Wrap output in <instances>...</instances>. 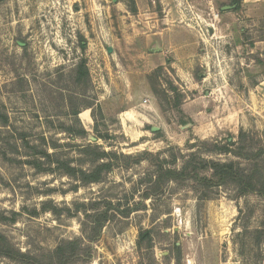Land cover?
<instances>
[{
    "label": "rangeland",
    "instance_id": "1",
    "mask_svg": "<svg viewBox=\"0 0 264 264\" xmlns=\"http://www.w3.org/2000/svg\"><path fill=\"white\" fill-rule=\"evenodd\" d=\"M135 1L136 12L130 0H0V215L18 214L15 222H0V231L23 252L44 255L82 235V204L112 200L142 209L110 220L93 243V258L78 264H264L258 194L169 181L143 199L156 178L154 156L200 151L234 159L191 145L238 140L241 131L264 147V19L247 17L236 0H170L168 10L164 0ZM167 16L169 25L190 29L184 33L195 55L187 64L167 54L164 66L170 62L175 73L151 81L157 67L147 58L163 53L155 35ZM147 88L131 134L120 116L137 119L138 109L122 112L121 104L131 89ZM178 93L186 95L180 106L164 105L166 94L172 104ZM83 128L87 135L78 136ZM24 134L32 144L45 136L50 152L85 169L94 166L83 152L90 143L118 158L101 182L83 185L23 162L30 158Z\"/></svg>",
    "mask_w": 264,
    "mask_h": 264
},
{
    "label": "trees",
    "instance_id": "2",
    "mask_svg": "<svg viewBox=\"0 0 264 264\" xmlns=\"http://www.w3.org/2000/svg\"><path fill=\"white\" fill-rule=\"evenodd\" d=\"M240 2L241 0H236L235 4L238 3L240 6ZM130 3L132 7L131 11L136 12V1L130 0ZM239 6L236 7V10L240 8ZM167 64V67L164 65L158 66L154 70V74L149 75V80L152 81V78H154L157 81L155 76H161L165 70L175 73L170 62H167ZM197 78L201 80L199 75H197ZM171 90L177 91L174 85H171ZM154 91L157 96L160 95L157 89ZM167 96L166 94V99L163 102H165V106L168 105L169 107L170 105H173V107L180 106L186 98L184 93H178L177 99L171 104ZM74 114L77 115L78 112ZM2 122L6 124L8 119L4 117ZM67 130L72 131L73 129L72 127H68ZM76 134L85 137L87 131L83 128L77 131ZM22 136L25 146L30 150V158L25 159L23 162L33 167L38 173H58L72 177L83 185L101 182L104 176L113 170L115 166L114 159L118 158L115 152H106L100 149V145L90 143L83 148V152L94 163V166L90 169H85L81 166L72 165L67 159L57 157L55 152H50L49 148L44 147L48 145L45 136L41 138L42 144H32L25 138V134ZM100 138L107 139L108 135H103ZM259 140L257 139L256 141L254 138H251L250 134L241 131L238 140H227L225 142L204 140L192 143L191 145L193 148L196 146L203 147L204 152L210 155L224 154L235 157L227 161L207 157L201 154L200 151H192L187 155L180 154L179 157L172 154L170 155V159H160V157L152 155L154 156L152 157L153 160L157 162L156 178L152 179L151 187L143 195V199L147 200L162 191L169 181L181 183L193 181L204 189L231 186L237 191L238 196L258 194L264 199V147L259 145ZM179 158L183 160L180 167H165L166 163L171 164L172 162L175 164ZM243 161H249L250 164L245 167L243 166ZM81 206L86 217L82 221V235L80 237L63 240L54 250L44 255L35 256L20 250L6 234L0 231V259L6 258L22 264L86 263L93 258V243L99 239L104 227L110 220L117 215L129 217L133 212L142 209L140 205L123 208L121 203L112 200L91 203L90 207L86 204H82ZM17 215L15 213L9 219L1 214L0 222H15ZM176 250L177 255H179L177 259H180V248L176 246Z\"/></svg>",
    "mask_w": 264,
    "mask_h": 264
},
{
    "label": "crops",
    "instance_id": "3",
    "mask_svg": "<svg viewBox=\"0 0 264 264\" xmlns=\"http://www.w3.org/2000/svg\"><path fill=\"white\" fill-rule=\"evenodd\" d=\"M169 1L170 0H164L163 1V4L166 6L167 10L169 9V6H168ZM191 1H194V3H201V2H206V1L207 2H212V1L214 2L216 0H191ZM218 1H226V0H218ZM240 7H241L240 11L245 13V15L247 17L253 18L255 20L264 19V0H241ZM170 21H171L170 18L167 16V18H165V21H164L165 25H167V26L164 27L163 29H161L160 31H158L156 33L157 35H155V41H158V44H157L158 48L160 50H162L163 53L159 52L158 57H156L154 55V57H156V59L153 57H150L149 59L147 58L148 65H151L153 63L152 67H154V68L166 64L167 58L169 57L167 54L171 55L173 58H175V60H178V61L179 60L180 61L189 60L192 58L191 56L195 55L196 45L194 44V41H191L193 38L187 36L184 33V32L190 31V29L188 27L186 28L185 26H181L179 28L173 27V26L169 25V24H172ZM178 34H182V35L179 37ZM174 38H176V40L180 41L179 45H176V47L174 46L175 43L173 42ZM158 48H157V50H159ZM175 48H178V49L176 50ZM155 61H157V62H155ZM185 63L189 64L190 60L185 62ZM174 68H177V67L175 66ZM181 70H182L181 68L177 69L179 74H181L180 73ZM138 90L140 91V93ZM136 91H138V93H134V94L132 93L133 92L132 89L129 91L130 99L128 101V104H126V105L121 104V109H120V111H122V112L127 111L129 108L131 111H134V109H138L136 111V113L138 114L137 119L136 118L135 119L134 118L129 119L131 117H129L128 115H125L126 117L120 116L121 123H122L124 130L127 131L128 128L130 127L131 134L134 133L131 125L138 124V123H135L134 120L138 121V116L141 114L139 112L140 109L138 106L143 104L142 100L144 99V97H146L147 95L150 94V91L148 88H147V90L137 89ZM131 99H132V102H131ZM139 121L142 124L144 122L141 120H139Z\"/></svg>",
    "mask_w": 264,
    "mask_h": 264
},
{
    "label": "bare ground",
    "instance_id": "4",
    "mask_svg": "<svg viewBox=\"0 0 264 264\" xmlns=\"http://www.w3.org/2000/svg\"><path fill=\"white\" fill-rule=\"evenodd\" d=\"M81 115H82L84 118L89 119V117H88V115H87V112H83Z\"/></svg>",
    "mask_w": 264,
    "mask_h": 264
},
{
    "label": "water",
    "instance_id": "5",
    "mask_svg": "<svg viewBox=\"0 0 264 264\" xmlns=\"http://www.w3.org/2000/svg\"><path fill=\"white\" fill-rule=\"evenodd\" d=\"M110 51H111V49H110ZM157 130H159V128H157V127H153V131H157ZM96 140V139H95Z\"/></svg>",
    "mask_w": 264,
    "mask_h": 264
}]
</instances>
